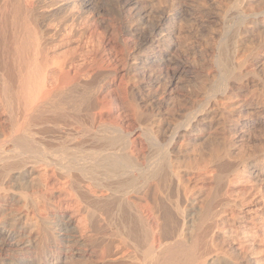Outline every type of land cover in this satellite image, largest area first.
Here are the masks:
<instances>
[{"label":"bare ground","instance_id":"6f19581e","mask_svg":"<svg viewBox=\"0 0 264 264\" xmlns=\"http://www.w3.org/2000/svg\"><path fill=\"white\" fill-rule=\"evenodd\" d=\"M0 264H264V0H0Z\"/></svg>","mask_w":264,"mask_h":264}]
</instances>
